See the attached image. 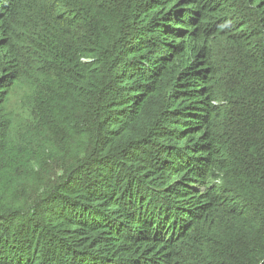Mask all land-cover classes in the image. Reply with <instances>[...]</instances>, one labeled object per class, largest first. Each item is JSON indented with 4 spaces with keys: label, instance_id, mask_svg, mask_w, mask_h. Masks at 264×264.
I'll use <instances>...</instances> for the list:
<instances>
[{
    "label": "trees",
    "instance_id": "trees-1",
    "mask_svg": "<svg viewBox=\"0 0 264 264\" xmlns=\"http://www.w3.org/2000/svg\"><path fill=\"white\" fill-rule=\"evenodd\" d=\"M17 131L60 176L0 192V264H264V0H0Z\"/></svg>",
    "mask_w": 264,
    "mask_h": 264
},
{
    "label": "rangeland",
    "instance_id": "rangeland-1",
    "mask_svg": "<svg viewBox=\"0 0 264 264\" xmlns=\"http://www.w3.org/2000/svg\"><path fill=\"white\" fill-rule=\"evenodd\" d=\"M19 94H12L10 98L9 108L12 110L15 99L14 96ZM38 141H34L32 137L25 133L16 132V138L19 141L24 142V148L14 149L10 155L0 163V192L4 193L9 202L19 205V203L25 202L26 205H30L39 193L50 189V183L54 182L59 174L51 176V179H45L43 182L39 180L36 183L25 180V177L29 175L31 166L38 168L43 156L41 150L36 148H30L31 146L39 147L45 143L42 139V135L38 134ZM28 148L31 151L27 150ZM31 162V165L29 164ZM27 210H29V207Z\"/></svg>",
    "mask_w": 264,
    "mask_h": 264
}]
</instances>
